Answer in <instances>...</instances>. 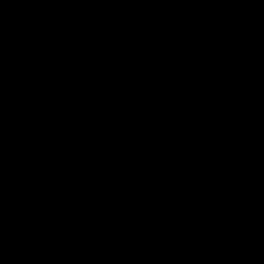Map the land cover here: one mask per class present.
<instances>
[{
  "label": "water",
  "instance_id": "1",
  "mask_svg": "<svg viewBox=\"0 0 264 264\" xmlns=\"http://www.w3.org/2000/svg\"><path fill=\"white\" fill-rule=\"evenodd\" d=\"M0 264H264V0H0Z\"/></svg>",
  "mask_w": 264,
  "mask_h": 264
}]
</instances>
